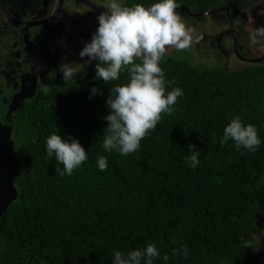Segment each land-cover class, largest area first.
<instances>
[{
    "label": "trees",
    "instance_id": "trees-1",
    "mask_svg": "<svg viewBox=\"0 0 264 264\" xmlns=\"http://www.w3.org/2000/svg\"><path fill=\"white\" fill-rule=\"evenodd\" d=\"M225 1L176 4L206 13ZM97 63L67 82L58 71L47 90L39 88L14 112L21 173L18 196L0 216V264H113L116 250L127 254L149 243L160 252L153 264H245L254 228L264 220V63L231 70L166 51L165 94L180 88L183 95L128 155L104 149L103 140L110 89L128 83L129 75L124 70L107 85L96 78ZM237 116L256 127V150L223 140ZM52 134L86 150L87 160L70 175L59 174L64 166L47 153ZM189 145L200 151L195 168L186 160ZM184 247L186 258L173 255Z\"/></svg>",
    "mask_w": 264,
    "mask_h": 264
},
{
    "label": "clouds",
    "instance_id": "clouds-1",
    "mask_svg": "<svg viewBox=\"0 0 264 264\" xmlns=\"http://www.w3.org/2000/svg\"><path fill=\"white\" fill-rule=\"evenodd\" d=\"M102 6L106 11L98 16L99 26L93 33L91 42L81 50L80 57L88 61L97 60L96 78L105 84L120 79L121 72L126 70L129 82L117 84L110 89L106 100L111 109L104 117L108 121L103 147L106 150H117L123 155L136 152L140 142L150 130H154L162 114L174 111L178 97L183 95L180 88L166 93L165 78L160 60L169 48L177 51L189 49L193 44L192 29L176 12V0H158L150 6L137 3L127 6L119 0H109ZM199 39V38H197ZM264 40V26H259L249 34L251 45ZM138 61V62H137ZM65 82L81 72L76 63L65 62L59 66ZM98 91L93 87L92 93ZM102 94V93H101ZM104 131V132H105ZM232 139L237 147L243 146L254 151L261 144L254 125H244L239 116L231 120L224 129L223 140ZM47 153H53L64 166L63 175H70L75 168L87 160L85 148L78 140L66 141L60 134H52L47 139ZM191 155L187 162L195 168L199 164L200 151L195 145H189ZM98 167L106 170L105 157H98ZM264 216H261L263 218ZM173 255L187 257L186 247L174 250ZM160 252L154 243L146 248H137L125 254L114 252L113 264H153ZM163 259L167 261L166 254Z\"/></svg>",
    "mask_w": 264,
    "mask_h": 264
},
{
    "label": "flooded vegetation",
    "instance_id": "flooded-vegetation-1",
    "mask_svg": "<svg viewBox=\"0 0 264 264\" xmlns=\"http://www.w3.org/2000/svg\"><path fill=\"white\" fill-rule=\"evenodd\" d=\"M120 1L122 3L124 0ZM248 1L253 0H226L210 10V16L227 22V26L215 39L220 45L218 53H215L219 63L228 59L218 55H225L222 43L225 37L234 41L232 44L236 54L247 62L264 56V52L258 57L242 54L243 50L246 54L248 52L246 49L242 50L238 40L241 26L236 22L240 17L248 18L242 9L243 5L239 6L240 2ZM108 2L109 0H0V122L4 126L10 125L12 138L13 115L17 109L12 112L10 121L7 120V114L16 96L21 93L28 95L24 98V103L34 97L39 88L47 90L50 82L56 79L62 63H76L81 71L85 70L89 58H81L79 54L91 42L92 35L99 26L98 16L101 13L96 8L106 11L98 5ZM182 12L198 20H203L207 15L196 11ZM34 89L35 94L30 96ZM259 220L254 231L257 229L264 240V220ZM262 251L264 252V248Z\"/></svg>",
    "mask_w": 264,
    "mask_h": 264
},
{
    "label": "rangeland",
    "instance_id": "rangeland-1",
    "mask_svg": "<svg viewBox=\"0 0 264 264\" xmlns=\"http://www.w3.org/2000/svg\"><path fill=\"white\" fill-rule=\"evenodd\" d=\"M119 2L121 3L120 0ZM241 5H243L242 9L248 15L247 19L240 17L238 18L239 21L236 22L237 25L241 26L240 37L238 40L242 45V50L246 49L248 52V54H246L243 50L242 54L247 57H250L251 55L253 57L262 56L264 52V40L259 41V43L255 45H251L249 42V34L253 29L259 26H264V0L240 2L239 6L241 7ZM176 12L181 16L186 25L192 29L193 35L192 46L184 51H177V53H180L183 58H186L197 65H218L223 69L231 70L241 69L247 63H249L245 61L244 58H241L236 54L232 44L234 41H232L230 37H225L222 42L224 45L225 55L218 54L220 57H227V63L225 62V59L222 61L219 60V63L215 58V53H218V50L220 49V45L215 42V39L218 37V33H220L223 28L227 26L226 21L217 20L216 16V18H214L213 16H210V14L205 15L203 20H198L185 15L182 11ZM216 43L219 45V47H217ZM175 50V48H169L167 52H172ZM81 73L82 71L77 73V75ZM43 83L45 86L46 81ZM254 234L256 237V244L253 246L250 259L245 264H264V252L262 251L264 248V240H262L261 235L257 233V229H255Z\"/></svg>",
    "mask_w": 264,
    "mask_h": 264
},
{
    "label": "water",
    "instance_id": "water-1",
    "mask_svg": "<svg viewBox=\"0 0 264 264\" xmlns=\"http://www.w3.org/2000/svg\"><path fill=\"white\" fill-rule=\"evenodd\" d=\"M100 13L104 12L98 8ZM177 10L192 12L187 6H177ZM211 11L206 14H211ZM197 15V14H196ZM252 63H264V56L250 60ZM35 89L30 96L35 94ZM28 95L21 93L16 96L13 104L10 105L7 120H11L12 112L18 109ZM10 125L4 126L0 122V216L6 211L7 207L17 198L18 190L15 185V178L21 173L19 157L15 152L14 141L12 139Z\"/></svg>",
    "mask_w": 264,
    "mask_h": 264
}]
</instances>
